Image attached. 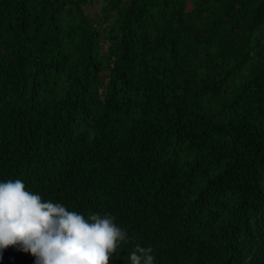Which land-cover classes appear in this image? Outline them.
<instances>
[{
    "label": "trees",
    "instance_id": "trees-1",
    "mask_svg": "<svg viewBox=\"0 0 264 264\" xmlns=\"http://www.w3.org/2000/svg\"><path fill=\"white\" fill-rule=\"evenodd\" d=\"M15 179L115 216L155 264H264V0H0Z\"/></svg>",
    "mask_w": 264,
    "mask_h": 264
},
{
    "label": "clouds",
    "instance_id": "clouds-1",
    "mask_svg": "<svg viewBox=\"0 0 264 264\" xmlns=\"http://www.w3.org/2000/svg\"><path fill=\"white\" fill-rule=\"evenodd\" d=\"M115 221L109 213L85 217L45 200L20 179L0 182V251L16 247L31 253L36 264H114L128 244L135 245L131 264H155L153 249L136 243Z\"/></svg>",
    "mask_w": 264,
    "mask_h": 264
}]
</instances>
